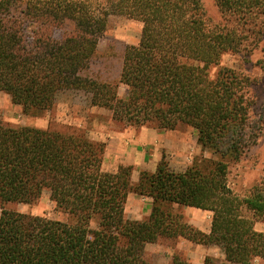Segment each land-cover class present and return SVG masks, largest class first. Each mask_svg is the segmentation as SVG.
<instances>
[{
  "label": "trees",
  "instance_id": "1",
  "mask_svg": "<svg viewBox=\"0 0 264 264\" xmlns=\"http://www.w3.org/2000/svg\"><path fill=\"white\" fill-rule=\"evenodd\" d=\"M214 1L230 25L211 24L202 0H0V92L25 113L52 109L61 92H80L123 126H190L213 155L182 171L162 156L132 182L130 165L102 169L105 142L77 126L0 120V264H152L145 245L161 238L217 245L228 264H264V232L254 228L264 219V176L242 197L227 183L229 165L264 129V107L255 108L246 73L220 65L223 54L263 40L264 0ZM111 14L142 23L115 80L98 66ZM45 189L71 222L4 207L31 203ZM131 192L151 200L140 220L124 215ZM173 205L211 212L209 232ZM170 264L190 263L175 254ZM202 264L223 262L206 256Z\"/></svg>",
  "mask_w": 264,
  "mask_h": 264
},
{
  "label": "rangeland",
  "instance_id": "2",
  "mask_svg": "<svg viewBox=\"0 0 264 264\" xmlns=\"http://www.w3.org/2000/svg\"><path fill=\"white\" fill-rule=\"evenodd\" d=\"M206 16L213 25L224 26L232 22L221 12L214 0H202ZM142 23L122 14H111L105 31L98 39V66H106L113 80L121 63L124 48L136 45L140 39ZM257 45L238 53H225L220 65L234 68L246 73L252 79V92L256 100L255 108L264 107V36ZM100 63V64H99ZM104 68V69H105ZM215 68H212L214 71ZM126 86L119 84L118 93L125 95ZM0 120L11 126H32L37 128L50 127L62 129L66 126H77L85 130L96 140L107 143L113 136L118 139L111 152L103 156L102 169L115 171L119 165L132 167L131 181L134 182L139 171H154L156 164L163 156L169 167L182 171L201 157H210L211 152L202 148L197 142L195 131L187 125H179L173 130H158L150 126H123L111 119L110 112L96 107H89L83 93L64 91L59 93L54 107L50 110L27 114L22 107L11 101L10 97L0 92ZM114 152H116L114 154ZM119 154V155H118ZM144 154V159H141ZM118 165V166H117ZM227 183L232 192L240 197L249 192L256 182L264 176V129L245 156L229 165ZM129 197V199H128ZM147 198V197H145ZM134 193H129L124 206L125 217H145L150 210L151 200ZM6 209L21 213L38 215L50 219L71 222V216L58 208L45 189L41 196L31 203H7ZM174 211L180 212L184 219L203 232H209L212 213L206 210H195L192 207L173 205ZM247 216H251L247 214ZM97 220L90 222L95 228ZM254 228L264 232V219L255 220ZM178 254L190 264H202L206 256L212 257L223 264L222 249L217 245H205L181 238H161L155 243L145 245L144 257L152 264H170L172 256ZM252 264H262L255 259Z\"/></svg>",
  "mask_w": 264,
  "mask_h": 264
},
{
  "label": "crops",
  "instance_id": "3",
  "mask_svg": "<svg viewBox=\"0 0 264 264\" xmlns=\"http://www.w3.org/2000/svg\"><path fill=\"white\" fill-rule=\"evenodd\" d=\"M118 138L116 137V136H113L112 138H111V140H109V144L107 143V145H106V150H105V155H107V153H110L112 150H111V148H112V146H114L115 145V143H116V140H117ZM112 145V146H111ZM111 147V148H110ZM113 149V148H112ZM116 152H114V154H115ZM117 154V153H116ZM119 155V154H118ZM141 159L143 160L144 159V154H142V156H141ZM118 166V165H117ZM117 168V167H116ZM145 198V197H144ZM128 199H129V197H128ZM145 199H148V198H145ZM195 210H200V209H197V208H195ZM130 218V217H129ZM132 219H138L137 217H134V216H132L131 217ZM192 221H190V223H191ZM192 224H194V222H192Z\"/></svg>",
  "mask_w": 264,
  "mask_h": 264
}]
</instances>
